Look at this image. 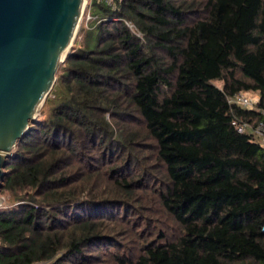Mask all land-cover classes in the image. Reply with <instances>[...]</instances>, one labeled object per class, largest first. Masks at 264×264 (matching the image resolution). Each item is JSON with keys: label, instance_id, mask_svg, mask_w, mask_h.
Returning a JSON list of instances; mask_svg holds the SVG:
<instances>
[{"label": "trees", "instance_id": "obj_1", "mask_svg": "<svg viewBox=\"0 0 264 264\" xmlns=\"http://www.w3.org/2000/svg\"><path fill=\"white\" fill-rule=\"evenodd\" d=\"M90 9L5 160L0 264H264V139L232 126L263 120L264 0Z\"/></svg>", "mask_w": 264, "mask_h": 264}, {"label": "water", "instance_id": "obj_2", "mask_svg": "<svg viewBox=\"0 0 264 264\" xmlns=\"http://www.w3.org/2000/svg\"><path fill=\"white\" fill-rule=\"evenodd\" d=\"M84 2L0 0V181L71 51Z\"/></svg>", "mask_w": 264, "mask_h": 264}, {"label": "built area", "instance_id": "obj_3", "mask_svg": "<svg viewBox=\"0 0 264 264\" xmlns=\"http://www.w3.org/2000/svg\"><path fill=\"white\" fill-rule=\"evenodd\" d=\"M97 3L104 4L110 10H116L117 3L121 0H95ZM90 20V16H87V21ZM127 26L132 29V26L127 24ZM257 98L255 101L247 99L245 96L240 95L231 99H228V103L236 104L242 107L245 110H253L256 104ZM263 120L259 122L255 127H250L249 124L245 122L233 121L232 126L240 134L250 132L257 139H264V112H262ZM264 231V225L262 227Z\"/></svg>", "mask_w": 264, "mask_h": 264}, {"label": "rangeland", "instance_id": "obj_4", "mask_svg": "<svg viewBox=\"0 0 264 264\" xmlns=\"http://www.w3.org/2000/svg\"><path fill=\"white\" fill-rule=\"evenodd\" d=\"M94 1V0H86V4L84 6V9H83V12L81 14V18H80V21H79V26H78V32H77V35H76V38H75V41L73 43V46L76 42V40H79L78 38V34H79V31L81 29L82 26H90V22L93 21V17L91 16V14H89V11L91 12L92 10L90 9V5H91V2ZM90 16V20L87 21V16ZM78 38V39H77ZM243 96H245L247 99L249 100H253L255 101L256 100V96L252 93H244L242 94ZM48 97H50V94L48 95ZM47 97V98H48ZM39 116V115H38ZM0 208L3 207L5 205V202H6V198L4 197H1L0 196Z\"/></svg>", "mask_w": 264, "mask_h": 264}, {"label": "bare ground", "instance_id": "obj_5", "mask_svg": "<svg viewBox=\"0 0 264 264\" xmlns=\"http://www.w3.org/2000/svg\"><path fill=\"white\" fill-rule=\"evenodd\" d=\"M86 4V0H85V2H84V5ZM83 9H84V7H83ZM83 12V11H82ZM82 14V13H81Z\"/></svg>", "mask_w": 264, "mask_h": 264}]
</instances>
